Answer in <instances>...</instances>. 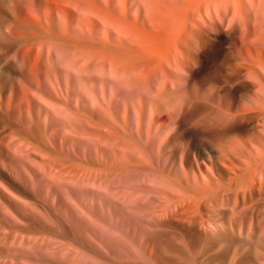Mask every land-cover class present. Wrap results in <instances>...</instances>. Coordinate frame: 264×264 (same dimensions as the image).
I'll use <instances>...</instances> for the list:
<instances>
[{
  "label": "rangeland",
  "instance_id": "1",
  "mask_svg": "<svg viewBox=\"0 0 264 264\" xmlns=\"http://www.w3.org/2000/svg\"><path fill=\"white\" fill-rule=\"evenodd\" d=\"M1 11L0 264H264V0Z\"/></svg>",
  "mask_w": 264,
  "mask_h": 264
},
{
  "label": "bare ground",
  "instance_id": "2",
  "mask_svg": "<svg viewBox=\"0 0 264 264\" xmlns=\"http://www.w3.org/2000/svg\"><path fill=\"white\" fill-rule=\"evenodd\" d=\"M0 4L4 7L7 6V0H0ZM3 7H0V11L3 9ZM2 12V11H1ZM219 236H221V232H217L216 237L218 238ZM171 246V244H170Z\"/></svg>",
  "mask_w": 264,
  "mask_h": 264
}]
</instances>
